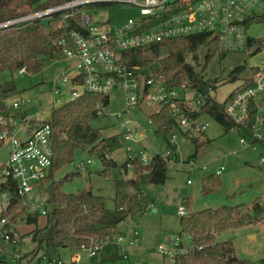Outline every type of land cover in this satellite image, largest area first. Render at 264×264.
<instances>
[{
    "label": "trees",
    "instance_id": "obj_1",
    "mask_svg": "<svg viewBox=\"0 0 264 264\" xmlns=\"http://www.w3.org/2000/svg\"><path fill=\"white\" fill-rule=\"evenodd\" d=\"M68 1L70 0H0V24L61 6ZM115 5L117 3L84 4L72 10H63L50 16L0 28V73L8 71L12 74L24 70V74L34 75L42 72L48 62L66 59L64 51L72 48L69 33L71 30H81L79 21L81 14ZM174 8L167 6L166 10L172 12ZM69 13L73 16H65ZM154 23L156 21L151 20L149 25ZM261 23H264V14L247 18L243 25L248 30L251 25ZM200 47L205 49L203 56L205 65L214 56L227 54L220 49L215 37L210 34H197L165 39L143 48L125 51L121 53L120 59L137 77L146 79L153 75L156 79L162 80L169 89L181 88L184 85L187 91L202 94L205 104L198 110L190 112L191 117L196 119L200 115H208L225 133L232 128L237 129L225 114L224 106L227 99L219 103L209 96V91L215 88L214 82L203 79L192 65L185 62L186 54H193ZM262 49L264 44L259 39L247 38V50H252L249 52L250 56L258 54ZM193 59H196V56ZM241 70L234 69L232 75ZM256 71L257 67H251V74ZM80 80L81 77L77 76L78 84ZM18 95L13 80L0 82V110L9 114L7 103ZM97 103L105 107L109 103V96L84 92L78 98L53 107L50 111L48 124L53 156L49 175L41 184L46 204V213L43 217L37 213L26 214L11 181L0 186V191L7 190L11 195L7 210L1 212L0 219L7 216L14 224L21 220L26 225L35 226L28 235L37 249H44L47 261L61 249L70 246L77 249L89 248L94 244L102 245L100 251L102 262L115 260L117 225L126 217L133 220L141 218L150 208L148 196L142 191V186L163 184L167 178L168 161L172 159L174 163L179 162L175 153L176 146L170 144L167 135L171 131H182L168 106H162L147 117L155 126V134L166 139L169 155L164 157L156 154L147 164L141 163L137 157L128 158L119 167L120 173H126L127 168L131 167L133 177L115 182L113 208L106 207L104 196L94 194L89 189L77 190L74 193L63 192L61 185L67 177L55 181L54 174L72 163L77 151L95 155L103 165V170L100 171L103 176H108L109 170L116 167L111 154L121 147L120 135L107 136L103 134L102 129L91 126V122L98 117ZM182 133L192 141L195 148L186 162L208 152L210 143L208 139L201 140V137ZM219 185L218 177L209 176L202 180L201 190L203 193H209ZM182 204L186 214L179 216L180 231L177 235L188 236L191 247L175 253L173 264H258L239 259L234 252L232 241L230 239L217 241V236L258 221L262 212L259 204L255 203L252 206V214L244 211L241 206H222L191 212L188 211V199H184ZM24 214L27 215L26 219H19ZM39 218H43L44 221L41 226H38ZM181 247V244L176 246L177 249ZM0 263H5L1 257Z\"/></svg>",
    "mask_w": 264,
    "mask_h": 264
},
{
    "label": "rangeland",
    "instance_id": "obj_2",
    "mask_svg": "<svg viewBox=\"0 0 264 264\" xmlns=\"http://www.w3.org/2000/svg\"><path fill=\"white\" fill-rule=\"evenodd\" d=\"M95 12L87 13L92 22L108 21L111 25L120 24L127 19H136L138 9L130 4H117L106 9H96ZM247 35L254 39H259L264 44V23L253 24L247 30ZM252 50H244L239 53H227L226 55L214 56L206 65L203 61L205 49L200 47L195 53H187L185 62L209 80L214 85L212 97L219 103L223 102L227 95L240 84L241 79L251 74V67L264 65V49L254 56H250ZM196 56V59L193 57ZM236 68H241V72L233 74ZM77 72L75 59L66 58L60 61H50L42 72L28 75L24 73H10L4 71L0 73V82L13 80L19 95L15 98L28 99L31 107L38 111L43 119L50 116L51 107L62 104L70 97L72 91L80 92V87L72 84H62L60 77L72 78ZM236 77V79H235ZM61 92L64 97L56 104L53 103V86ZM190 95L186 97L190 100ZM12 98L11 100L15 99ZM9 100V101H11ZM126 100L124 93L115 88L109 95V103L103 107V114L91 122L93 128L102 129L104 135H120L121 147L111 154V159L116 163V167L109 170L108 176H103L100 171L103 165L95 155L87 152L77 151L74 154L73 162L63 167L54 174V180H63L61 189L66 193H74L77 190H91L94 194H99L106 198V207L113 208L115 196V182L133 177L131 167L126 173H120L119 167L128 158L141 157L145 155L148 161L159 154L164 156L168 147L166 139L155 134V126L149 121L148 115L158 111L156 106L141 104L139 107L129 110L122 117H117L118 113L126 110ZM135 121L143 135L140 140H125L121 135L120 122L125 120ZM199 121L207 123L205 135L200 139H208L209 150L206 154L196 158V166L206 165L205 170H198L194 175H189V168L186 160L194 152L192 141L185 137L182 132H169L167 140L172 146H176L177 163L167 165V178L163 184L143 185L142 191L148 196L150 208L137 220L130 217L117 225L118 236L123 240L132 238L137 232L139 242L127 249L128 260L121 258L106 261L100 264H172L169 256L172 244L170 238L178 234L180 207L184 199H188V211L197 212L204 209H215L222 206H241L242 209L252 214V206L259 204L262 212L260 219L255 223L217 236V241L230 239L233 242L234 252L239 259L258 262L264 264V147L251 146L241 148L238 140L240 131L230 129L226 133L220 125L208 115H200ZM175 135L173 139L172 136ZM9 148L2 145L0 147V165L8 158ZM89 160L90 163L84 169H78V163ZM223 167L219 176L215 171ZM218 177L220 185L209 193L202 192V180L206 177ZM187 180L190 183L187 184ZM43 188V185H42ZM45 196V195H44ZM0 204V216L3 211ZM43 218H39L38 226L43 224ZM35 226L26 225L21 220L16 224V237L19 239L18 246L14 247L2 237V227L0 225V257L5 264H43L42 257L44 249H37L31 241L28 232ZM254 236L253 238H250ZM184 237V236H183ZM182 247H191L189 238H183ZM158 246L167 249L166 253L158 251ZM80 253L87 256L85 252L76 251L73 248L61 249L57 253L64 264H70L71 257ZM12 256L20 257L19 261L12 263ZM56 257V258H57ZM97 258H92L89 263L96 264ZM81 262L80 264H82Z\"/></svg>",
    "mask_w": 264,
    "mask_h": 264
},
{
    "label": "built area",
    "instance_id": "obj_3",
    "mask_svg": "<svg viewBox=\"0 0 264 264\" xmlns=\"http://www.w3.org/2000/svg\"><path fill=\"white\" fill-rule=\"evenodd\" d=\"M94 3L134 5L138 9V16L136 19H127L120 24L111 25L108 21L92 22L90 15L81 14L79 18L81 30L70 31L72 48L64 51L66 58L75 59L77 72L72 78L62 76L59 80L62 84H72L82 90L72 91L70 97L63 103L78 98L84 92L109 96L118 88L124 93L127 108L124 112L118 113L117 117L124 116L129 110L141 104L158 108L168 106L182 132L196 137L205 135L208 124L190 116V112L198 110L205 104L202 94L187 91L184 85L181 88L169 89L162 80L156 79L153 75L146 79L133 75L130 68L121 61V53L165 39L197 34H210L215 37L220 49L225 53L242 52L247 50L249 37L243 23L253 15L264 14V0H70L61 6L2 23L0 28ZM167 6H174V11H167ZM65 16L73 15L69 13ZM151 20H155L156 23L150 26ZM19 73H24V70H20ZM77 76L81 77L80 84L76 81ZM239 87L241 88L233 92ZM237 88L224 99V101L227 99L224 111L241 133L239 146L264 147V65L257 67V71L245 79H241ZM52 92L54 104L64 97L55 85ZM211 92L210 90L209 96H212ZM189 95L190 100L186 98ZM6 107L9 114L0 110V141L9 148V153L7 160L0 165V186L11 181L26 214L37 213L43 217L46 213V204L41 184L49 175L53 156L48 119H43L39 112L31 107L28 99L15 98L9 101ZM53 107L56 106L53 105L51 109ZM96 107L97 115H102V104L97 103ZM120 128L125 140H138L135 130H139L140 127L135 121L129 119L122 121ZM172 138L174 139L175 135ZM140 154L141 157H136L141 163L147 164L148 159ZM168 155L169 151H166L164 157ZM263 161L264 158H260V162ZM89 163V160L86 163L79 162L78 169H84ZM169 163L174 161L170 159ZM187 166L190 176L200 169H206V165L196 166L194 160L188 161ZM222 171L223 167H220L215 171V175L219 176ZM187 183H190V180ZM10 201L9 191H0V204L4 206V212ZM26 214L19 219H26ZM178 214L179 216L186 214L183 205L178 207ZM0 225L3 239L14 247L18 246L16 224L5 216L0 219ZM184 237L189 238L185 235ZM184 237L177 234L171 236L172 248L169 250L171 258L175 253L187 250L185 247L176 248L178 244H182ZM124 243L125 240L120 236L115 238L117 246ZM128 245H132V242H128ZM101 249L102 245L94 244L78 250L93 258L99 256ZM158 251L166 253L167 249L158 246ZM78 258L79 255L76 254L74 261ZM19 259V256H12L11 260L12 263H16ZM47 262L63 264L61 259L53 257Z\"/></svg>",
    "mask_w": 264,
    "mask_h": 264
},
{
    "label": "crops",
    "instance_id": "obj_4",
    "mask_svg": "<svg viewBox=\"0 0 264 264\" xmlns=\"http://www.w3.org/2000/svg\"><path fill=\"white\" fill-rule=\"evenodd\" d=\"M142 134L139 132V134L137 133L136 134V137H137V139L138 140H140L141 138H142ZM188 181V180H187ZM187 184H189V183H187ZM127 218V217H126ZM126 218H124V220L126 219ZM123 221V220H122ZM121 221V222H122ZM120 222V223H121ZM119 223V224H120ZM236 231V230H235ZM228 233H231V232H227V234ZM225 234V233H224ZM254 236H251L250 238H253ZM139 238H140V236H139ZM138 238V234H137V232H134L133 233V236H132V238H129L128 240H126L125 241V243L122 245V246H117V248H116V255H117V258L116 259H119V258H121V259H123V260H128V255H127V249L129 248V247H132L133 245H135L137 242H139V240H137V239H139ZM128 242H132V245H128ZM233 243V242H232ZM67 248H73L74 250H75V252L76 251H79L76 247H74V246H70V247H67ZM64 249H66V248H64ZM2 251H3V249H1ZM0 250V253L2 252ZM76 254H78L79 255V258L77 259V261H74V256L76 255ZM76 254H74L72 257H71V262H70V264H80L81 262H83L82 264H86V263H89L91 260H92V258H89L88 256H81L80 255V253H76ZM57 257V254L53 257V258H56ZM57 258H59L60 259V257H57ZM93 258H97L98 259V261H97V263L96 264H100V263H102V261H101V258H102V255L101 254H99V256H97V257H93ZM171 258V257H170ZM115 259V260H116ZM42 260H43V264H48V262H47V259L44 257V255H43V257H42ZM171 260H172V264H173V258H171ZM111 261H113V260H111ZM104 262H106V261H104ZM64 264V263H63Z\"/></svg>",
    "mask_w": 264,
    "mask_h": 264
},
{
    "label": "water",
    "instance_id": "obj_5",
    "mask_svg": "<svg viewBox=\"0 0 264 264\" xmlns=\"http://www.w3.org/2000/svg\"><path fill=\"white\" fill-rule=\"evenodd\" d=\"M124 217V216H123Z\"/></svg>",
    "mask_w": 264,
    "mask_h": 264
}]
</instances>
